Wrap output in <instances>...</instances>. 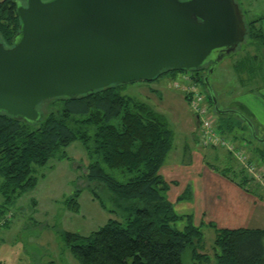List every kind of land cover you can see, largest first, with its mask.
Masks as SVG:
<instances>
[{
    "label": "trees",
    "instance_id": "16d2710c",
    "mask_svg": "<svg viewBox=\"0 0 264 264\" xmlns=\"http://www.w3.org/2000/svg\"><path fill=\"white\" fill-rule=\"evenodd\" d=\"M20 2L24 5L25 0L0 1V41L8 47L19 31L16 9ZM262 19L244 23L246 38L252 40L250 43L255 48V55L262 59L258 79L264 86V36L262 29L257 27ZM255 55L250 56L247 52L236 62L235 69L242 70L235 73L246 75L250 72L244 70L251 67L249 64ZM209 67L179 74L190 73L206 89L203 78ZM200 72L203 76L198 79L196 75ZM120 86L99 89L76 99L50 100L39 105L41 117L36 123L0 113V195L3 199L0 204V231L9 225L12 217L9 207L22 194L35 188L36 168H42L51 161L67 159L65 149L78 143L89 161L84 178L89 183L103 185L117 205H123L122 210L111 212L92 190V195L100 199L102 209L108 213L117 212L121 217L109 219L89 235L61 234L60 240L78 264H183L182 256L188 252L194 264H264V229H216L210 222L207 226L217 230L212 243L213 256L200 254L202 226H196L191 215L174 212L167 193L177 182L166 181L161 175L164 162L174 148V135L167 119L146 102L118 92ZM208 99V106H213L210 96ZM242 123L239 126L231 115L220 116L219 135L233 144H241L245 136L231 135L226 139L223 134L229 135L227 130L237 125L250 131ZM198 140L201 143L200 138ZM251 140L254 144L248 151V155H252L248 163L251 164V158H254L264 164V142ZM247 144H242V148L236 146V151L245 150ZM209 148L227 152L218 146ZM225 170L231 172L235 186L244 187L241 188L244 191L249 181L250 193L256 194L252 175L246 174L241 167L234 170L228 166ZM186 195L176 201L190 199V195ZM78 198L79 194L70 196L69 204L65 205L67 209L70 206L78 212Z\"/></svg>",
    "mask_w": 264,
    "mask_h": 264
},
{
    "label": "rangeland",
    "instance_id": "374dc122",
    "mask_svg": "<svg viewBox=\"0 0 264 264\" xmlns=\"http://www.w3.org/2000/svg\"><path fill=\"white\" fill-rule=\"evenodd\" d=\"M235 2L243 12L244 22L263 17L257 27L262 29L264 36V0ZM250 42V38H245L233 53L215 64L208 79L210 89H204L200 81L197 82L191 75H188V79L202 92L206 106L205 118L210 119L217 133L220 132L217 126L222 115L215 113L214 106H208L209 96L216 98L219 110L237 111L250 119L256 137L264 139V114L258 110V101L253 97L254 94L259 95L258 71L262 59L255 55V48ZM247 52L250 56L255 55L254 59L251 57L253 65L250 62L251 67L244 70L250 72L245 73L246 75L235 73L242 70H236L235 64ZM180 75L179 72H166L151 82L122 85L118 92L146 102L167 119L174 135V148L164 162L161 175L166 181L177 182L176 186L170 187L167 199L175 213L191 215L193 223L202 226L200 254L212 257L216 229H264V164L251 158L255 175L259 176L252 180L258 183L252 185L256 194L250 193L247 187L251 183L249 181L244 191L241 189L244 187L234 186L231 172H227L225 167L233 168L236 165L246 174L248 171L233 152H226L227 155L222 149L209 148L210 145L199 142L200 124L189 106L187 93L182 89V86L186 87V83L179 82L181 87L178 88L173 86ZM196 76L201 79L203 73ZM227 115H231L232 120L237 121L240 126L242 121L239 116ZM238 125L227 130L229 135L223 136L226 139L231 135L245 136L241 144H248L241 151L248 157V163L249 157H252L251 154L248 155V151L254 141L251 140L250 131L245 130V127L241 129ZM65 151L67 159L51 161L42 168H36L35 188L22 194L9 207L12 217L9 225L0 231V264H78L68 247L60 240L61 234L71 232L89 235L109 219H120L117 212L108 213L102 209L100 199L92 195L93 190L111 212L123 209V205H117L103 185L89 183L84 178V170L89 161L81 145L73 143ZM235 183L238 182L235 180ZM75 194H79L78 212L65 206L68 198ZM185 194L190 195V199L176 201ZM2 200L0 195V204ZM210 222L216 229L207 226ZM179 226L182 228V225ZM190 257L189 252L184 254L183 264H194Z\"/></svg>",
    "mask_w": 264,
    "mask_h": 264
},
{
    "label": "water",
    "instance_id": "95a60500",
    "mask_svg": "<svg viewBox=\"0 0 264 264\" xmlns=\"http://www.w3.org/2000/svg\"><path fill=\"white\" fill-rule=\"evenodd\" d=\"M19 31L0 41V113L36 123L39 105L110 86L151 82L163 72L198 71L233 53L246 38L235 0H25ZM211 97V96H210ZM216 114L223 111L211 97Z\"/></svg>",
    "mask_w": 264,
    "mask_h": 264
},
{
    "label": "built area",
    "instance_id": "2783aa9c",
    "mask_svg": "<svg viewBox=\"0 0 264 264\" xmlns=\"http://www.w3.org/2000/svg\"><path fill=\"white\" fill-rule=\"evenodd\" d=\"M188 75L190 73H182L179 80H176L173 84L175 88L181 87L179 82H185L186 87L182 86V89L187 93L188 95V102L189 106L194 112L195 117L198 119V122L200 124V141L204 145H210V146H218L224 148L227 152H233L235 157L241 161L244 165L246 170L250 175H252L254 178H259L258 175H255L254 167L247 163V156H244V153L241 150L236 151V147L233 143L230 141L225 140L222 138L219 133L215 130L216 128L213 127L212 122L210 119L205 118L206 113V106L203 95L199 92L196 86H193L192 80L188 79ZM215 128V129H214Z\"/></svg>",
    "mask_w": 264,
    "mask_h": 264
},
{
    "label": "crops",
    "instance_id": "0c3cea01",
    "mask_svg": "<svg viewBox=\"0 0 264 264\" xmlns=\"http://www.w3.org/2000/svg\"><path fill=\"white\" fill-rule=\"evenodd\" d=\"M254 48V47H253ZM258 82H259V85H260V90H259V95L261 94V95H263L264 96V86H263V82L261 81V79H259L258 80ZM252 95V94H251ZM258 94H254L253 95V97H255L256 99H257V101H258V105H257V108H258V110H260L263 114H264V98L261 96H259ZM252 112V111H251ZM260 113V112H259ZM257 114V113H256ZM237 143V142H236ZM234 143L236 146H238L239 148L241 147L242 148V144H240V143ZM223 150V149H222ZM226 153V152H225ZM227 154V153H226ZM228 155V154H227ZM163 168V167H162ZM233 168H235V170H237L238 168L236 167V165H234V167ZM237 168V169H236ZM170 181V180H169ZM253 182V184H258L257 182H255V181H252ZM235 186V185H234ZM235 187H237V186H235ZM254 229H260V228H254Z\"/></svg>",
    "mask_w": 264,
    "mask_h": 264
}]
</instances>
